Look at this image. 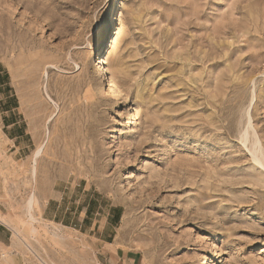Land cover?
<instances>
[{
    "label": "rangeland",
    "instance_id": "obj_1",
    "mask_svg": "<svg viewBox=\"0 0 264 264\" xmlns=\"http://www.w3.org/2000/svg\"><path fill=\"white\" fill-rule=\"evenodd\" d=\"M263 164L264 0H0L2 264H264Z\"/></svg>",
    "mask_w": 264,
    "mask_h": 264
},
{
    "label": "bare ground",
    "instance_id": "obj_2",
    "mask_svg": "<svg viewBox=\"0 0 264 264\" xmlns=\"http://www.w3.org/2000/svg\"><path fill=\"white\" fill-rule=\"evenodd\" d=\"M108 17V16H107ZM109 20V19H108ZM106 22V21H105ZM116 34L117 32H114L112 38L111 35H112V32H111V35L109 36L110 38V42L107 44H105V46L109 45V46H112L113 44V41L115 40L116 38ZM108 42V40H107ZM98 45V43H97ZM96 53L99 54V56L96 58V61L94 63V66L96 67L97 65V68H95V72L96 73H101V72H106V69L104 67L105 65V57L103 55V51H102V46L98 45L96 47ZM96 55V54H95ZM102 80H100L101 82L105 81L106 82V86L107 88L113 92V89L114 88H117L120 92L121 89H119V84H118V81L116 82V80H113L114 78L106 75V74H103L102 75ZM110 77V79H109ZM121 86V85H120ZM116 89V90H117ZM114 90V92L116 91ZM117 90V91H118ZM118 92V93H119ZM48 121V120H47ZM46 121V122H47ZM48 131V130H47ZM47 133V132H46ZM243 135V134H242ZM254 145L255 142H254ZM253 145V146H254ZM258 148V147H257ZM261 148V147H260ZM42 150H43V144L41 143L40 141V144L35 148V150H33L32 152V155L30 156V159H29V164H28V168H27V171H28V174H29V177L31 179H35L36 177V174H37V158L39 156H41L40 154H42ZM256 153V149H253ZM259 150H257L258 152ZM262 154V153H261ZM254 156V155H253ZM254 157H257V156H254ZM260 160V159H258ZM257 162V161H256ZM259 162V161H258ZM260 164L259 165H262L261 162H259ZM264 166V164H263ZM38 176V175H37ZM37 178V177H36ZM37 180V179H36ZM35 182V181H34ZM37 182V181H36ZM262 182V181H260ZM33 188V187H32ZM37 189V188H36ZM35 188H33L30 193L28 194L26 200L24 201V205L22 207V215L24 217V222H25V225H26V229H25V232H23V230H20L19 228H17L15 225L12 226V231H13V237H12V240H11V246L14 247V248H17L19 250H22L23 252H25V250H28L30 252H33V246L28 242V234L32 235V234H35L37 232V227L35 226L36 224V221H38L35 217V209L38 207V197H37V190ZM36 190V192H35ZM38 215V214H36ZM48 228V227H47ZM62 229H60L59 227H53V228H48L46 230V233H45V236L46 237H49L50 239H52L53 241L57 242L58 244L60 245H68V241L71 240V236L63 231H61ZM35 236V235H34ZM33 237V236H32ZM31 237V238H32ZM37 239V238H36ZM47 239V238H46ZM32 242V241H31ZM35 242V241H34ZM38 242V241H37ZM40 242V241H39ZM38 242V243H39ZM71 242V241H70ZM34 244V243H33ZM41 244V243H40ZM39 244V245H40ZM42 245V244H41ZM71 247V246H70ZM68 247V248H70ZM40 248H43L40 246ZM66 248V247H65ZM67 249V248H66ZM71 249V248H70ZM60 250V249H59ZM20 251V252H22ZM62 252V250H61ZM72 254V253H71ZM78 257V256H76ZM79 258V257H78ZM80 258H82L80 256ZM5 259V258H4ZM40 259V258H39ZM83 262H85V259L83 257ZM87 260V259H86ZM209 261H210V258L209 256H205L203 259H201V262L199 264H209ZM86 263V262H85ZM55 264V263H53ZM91 264V263H90Z\"/></svg>",
    "mask_w": 264,
    "mask_h": 264
},
{
    "label": "crops",
    "instance_id": "obj_3",
    "mask_svg": "<svg viewBox=\"0 0 264 264\" xmlns=\"http://www.w3.org/2000/svg\"><path fill=\"white\" fill-rule=\"evenodd\" d=\"M16 123V122H15ZM14 123H12L11 125H13ZM5 262L11 261L10 259H4ZM0 264H2V261L0 260Z\"/></svg>",
    "mask_w": 264,
    "mask_h": 264
},
{
    "label": "built area",
    "instance_id": "obj_4",
    "mask_svg": "<svg viewBox=\"0 0 264 264\" xmlns=\"http://www.w3.org/2000/svg\"><path fill=\"white\" fill-rule=\"evenodd\" d=\"M37 264H47V263H45V262H39V263H37Z\"/></svg>",
    "mask_w": 264,
    "mask_h": 264
}]
</instances>
